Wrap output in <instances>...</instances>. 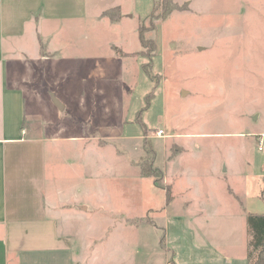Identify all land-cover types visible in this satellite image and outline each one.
<instances>
[{
    "label": "rangeland",
    "instance_id": "obj_1",
    "mask_svg": "<svg viewBox=\"0 0 264 264\" xmlns=\"http://www.w3.org/2000/svg\"><path fill=\"white\" fill-rule=\"evenodd\" d=\"M176 1L186 9L146 33L151 56L139 27L157 1L98 0L39 66L38 89L66 109L47 95L28 123L49 137L46 195L67 202L58 220L82 264H249L248 215L264 212V0ZM113 6L120 22L99 19Z\"/></svg>",
    "mask_w": 264,
    "mask_h": 264
},
{
    "label": "crops",
    "instance_id": "obj_2",
    "mask_svg": "<svg viewBox=\"0 0 264 264\" xmlns=\"http://www.w3.org/2000/svg\"><path fill=\"white\" fill-rule=\"evenodd\" d=\"M97 1L0 0V264H82L73 257V237L58 220L67 202L46 195L49 137L33 132L28 122L37 116L32 106L46 103L47 95L59 100L60 111L66 109L55 92L38 89L39 66L60 50L53 43L58 28L90 20ZM117 7L120 19L104 14ZM97 16L118 23L122 9L102 7Z\"/></svg>",
    "mask_w": 264,
    "mask_h": 264
},
{
    "label": "trees",
    "instance_id": "obj_3",
    "mask_svg": "<svg viewBox=\"0 0 264 264\" xmlns=\"http://www.w3.org/2000/svg\"><path fill=\"white\" fill-rule=\"evenodd\" d=\"M156 6L154 11L151 13V28L146 24H141L139 27V38L142 44L143 49L151 50L153 55L155 50L157 49V42L155 39L149 38L146 36V33L150 29H154L152 27L153 21L156 19H165L172 12L176 10H184L185 6L180 5L175 0H156ZM160 10V11H159ZM159 11V12H156ZM106 16L110 17L112 20H118L121 17V10L119 7L107 10L104 13ZM142 54H145L144 50H142ZM149 64H145L147 67ZM148 70V68H147ZM146 142V141H145ZM148 142H146V145ZM152 153V151H151ZM143 174L145 176H153L155 179V184L158 187L166 188L169 191L168 185L164 183V172L159 167H151L146 169L143 167ZM170 196V195H169ZM248 230L250 233V240L248 242V251L247 257L249 264H264V213H249L248 215Z\"/></svg>",
    "mask_w": 264,
    "mask_h": 264
},
{
    "label": "water",
    "instance_id": "obj_4",
    "mask_svg": "<svg viewBox=\"0 0 264 264\" xmlns=\"http://www.w3.org/2000/svg\"><path fill=\"white\" fill-rule=\"evenodd\" d=\"M54 100H55L56 104H57L59 107H61V108L63 107V105L59 102V100H58L57 98H55Z\"/></svg>",
    "mask_w": 264,
    "mask_h": 264
},
{
    "label": "built area",
    "instance_id": "obj_5",
    "mask_svg": "<svg viewBox=\"0 0 264 264\" xmlns=\"http://www.w3.org/2000/svg\"><path fill=\"white\" fill-rule=\"evenodd\" d=\"M158 134L159 135H163L164 134V130H162V129H160L159 131H158ZM262 148V146L260 145V149Z\"/></svg>",
    "mask_w": 264,
    "mask_h": 264
}]
</instances>
